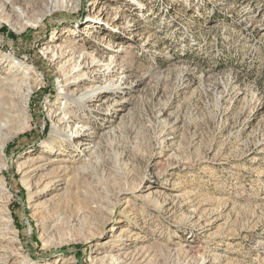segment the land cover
Returning a JSON list of instances; mask_svg holds the SVG:
<instances>
[{
    "label": "rangeland",
    "instance_id": "rangeland-1",
    "mask_svg": "<svg viewBox=\"0 0 264 264\" xmlns=\"http://www.w3.org/2000/svg\"><path fill=\"white\" fill-rule=\"evenodd\" d=\"M2 142L0 264H264V0H0Z\"/></svg>",
    "mask_w": 264,
    "mask_h": 264
},
{
    "label": "bare ground",
    "instance_id": "bare-ground-1",
    "mask_svg": "<svg viewBox=\"0 0 264 264\" xmlns=\"http://www.w3.org/2000/svg\"><path fill=\"white\" fill-rule=\"evenodd\" d=\"M52 136H53V135H52ZM4 147H5V142H2V143L0 144V149L3 150ZM28 174H30V173H28Z\"/></svg>",
    "mask_w": 264,
    "mask_h": 264
}]
</instances>
